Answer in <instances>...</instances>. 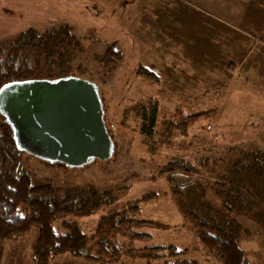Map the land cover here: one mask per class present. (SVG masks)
<instances>
[{
	"label": "rangeland",
	"instance_id": "1",
	"mask_svg": "<svg viewBox=\"0 0 264 264\" xmlns=\"http://www.w3.org/2000/svg\"><path fill=\"white\" fill-rule=\"evenodd\" d=\"M64 25L85 49L74 66L82 65V79L101 90L115 153L77 170L24 159L34 183L52 182L61 194L114 190L120 203L161 193L159 203L144 208V218L157 223L151 231L154 244L187 249V259L200 264H221L204 249L196 225L180 213L168 179L159 173L185 159L196 171L179 175L181 185L198 187L222 173L232 148L264 153V0H0V51L31 29L46 32ZM114 42L124 58L106 66L104 49ZM140 66L155 72L159 84L140 77ZM150 99L159 102V126L177 110L185 115L217 111V118L178 135L170 147L154 148L141 135L136 116ZM207 198L221 208L212 190ZM103 214L69 220L91 235ZM237 218L249 230L241 245L250 261L264 264V231L251 219ZM32 240L0 241V264H32ZM52 264L89 263L62 255Z\"/></svg>",
	"mask_w": 264,
	"mask_h": 264
},
{
	"label": "trees",
	"instance_id": "2",
	"mask_svg": "<svg viewBox=\"0 0 264 264\" xmlns=\"http://www.w3.org/2000/svg\"><path fill=\"white\" fill-rule=\"evenodd\" d=\"M4 48L0 51V89L12 82L83 78L81 75L86 73L82 65L74 66L85 49L68 25L46 32L31 29ZM123 58L120 46L114 42L104 49L101 62L115 65ZM137 74L159 84L158 75L150 69L140 66ZM159 112V102L150 99L136 113L141 135L154 148L170 147L178 135L217 118V111L185 115L177 110L172 119L159 126ZM230 152L232 158L222 173L203 186L181 185L179 175L196 171L185 159L168 163L159 174L168 179L177 208L196 225L199 240L209 254L221 264H252L241 245V236L249 230L237 215L255 221L264 231V153L234 148ZM24 159L34 158L17 149L13 130L0 114V241L22 242L33 236L32 264H52L62 255L90 264H200L187 259V249L154 244L151 231L157 223L144 218V208L159 203L161 193L127 203H120L115 191L109 189L68 190L61 194L52 182L34 183L33 174L23 166ZM209 190L221 200V208L208 200ZM101 211L104 214L91 235L69 220L89 218Z\"/></svg>",
	"mask_w": 264,
	"mask_h": 264
},
{
	"label": "water",
	"instance_id": "3",
	"mask_svg": "<svg viewBox=\"0 0 264 264\" xmlns=\"http://www.w3.org/2000/svg\"><path fill=\"white\" fill-rule=\"evenodd\" d=\"M0 114L17 149L50 166L82 169L115 153L97 84L77 77L12 82L0 89Z\"/></svg>",
	"mask_w": 264,
	"mask_h": 264
},
{
	"label": "crops",
	"instance_id": "4",
	"mask_svg": "<svg viewBox=\"0 0 264 264\" xmlns=\"http://www.w3.org/2000/svg\"><path fill=\"white\" fill-rule=\"evenodd\" d=\"M90 264V263H89Z\"/></svg>",
	"mask_w": 264,
	"mask_h": 264
}]
</instances>
